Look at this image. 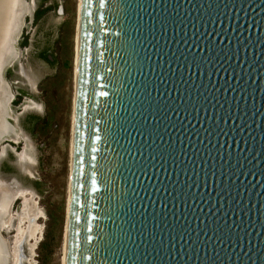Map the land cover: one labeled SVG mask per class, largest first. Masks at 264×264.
Masks as SVG:
<instances>
[{
  "label": "water",
  "instance_id": "obj_1",
  "mask_svg": "<svg viewBox=\"0 0 264 264\" xmlns=\"http://www.w3.org/2000/svg\"><path fill=\"white\" fill-rule=\"evenodd\" d=\"M74 117L66 264H264V0H82Z\"/></svg>",
  "mask_w": 264,
  "mask_h": 264
},
{
  "label": "rangeland",
  "instance_id": "obj_2",
  "mask_svg": "<svg viewBox=\"0 0 264 264\" xmlns=\"http://www.w3.org/2000/svg\"><path fill=\"white\" fill-rule=\"evenodd\" d=\"M25 2L28 15L23 20L17 40V57L7 67L4 78L15 94L10 105L11 117L18 116L16 126L28 139L29 147L26 144L21 150L6 141L0 144V148L6 145L15 151L9 150L4 155L0 152V181L10 184L16 180L18 188L29 189L25 191L31 194L32 203L25 210L22 206L20 209L21 202L14 203L11 214L15 220L11 229L4 230L1 235L11 254L12 245L18 239L29 237L31 257H28L26 249H29L28 244L23 245V264H63L73 141L79 0ZM42 53L51 58L52 64L39 59ZM20 66L23 67L22 73ZM30 100L35 101L40 109L24 112L25 105H32L28 104ZM21 151L32 158V162H22L34 164L35 159V167L18 161L16 155ZM37 212V220L31 224L30 218ZM34 225L40 232L36 237L31 233Z\"/></svg>",
  "mask_w": 264,
  "mask_h": 264
},
{
  "label": "bare ground",
  "instance_id": "obj_3",
  "mask_svg": "<svg viewBox=\"0 0 264 264\" xmlns=\"http://www.w3.org/2000/svg\"><path fill=\"white\" fill-rule=\"evenodd\" d=\"M81 4H82V0H79V5H78V19H77V35H76V40H75V98H74V110H75V103H76V88H77V73H78V56H79V39H80V22H81ZM24 18L27 17L28 15V8H27V3L24 2ZM22 29V27H21ZM21 32V31H20ZM17 57V51H16V55L13 58V60L10 62L11 66L14 62L15 59ZM8 66V67H9ZM10 99V98H9ZM74 114H73V134H74ZM73 139V137H72ZM5 140V139H4ZM3 140V141H4ZM19 159L20 160H27L29 162H32V158L29 156V154L25 151H23L21 154H19ZM72 162H73V141H72V145H71V162H70V166H71V172H72ZM70 191H71V173H70V183H69V197H68V205H67V222H68V216H69V211H70ZM4 198H8L7 201H5L3 203V199ZM21 200L23 201L22 204V208L23 210H25L26 207H28L29 203L31 202V194L28 193V191H16L13 190L9 187H7L6 185H4V183L0 182V225L2 227V231L5 230V232L9 231L12 227V222L15 220L13 214H8L9 216L7 217L6 215H4V213L6 212V205H9V207L11 208V205L14 203L15 200ZM4 215V216H3ZM5 217H7V221L5 220ZM19 218V217H18ZM35 220L32 219L31 220V224H34ZM7 230V231H6ZM19 231L21 232V229H19ZM31 233L33 234L34 237L40 235L39 232V227L37 225H34L33 229L31 230ZM21 234L18 235V237H20ZM67 236H68V226L66 225V232H65V241H64V258H63V264H66V252H67ZM29 237H25L23 240H17V242L12 245L13 249H12V264H23L24 261H22L23 259V254H22V248L23 245L24 247L26 246V244H28L29 249L26 247V249L28 250V257H31V248L29 246ZM16 256V259H15ZM15 260V261H14ZM14 261V262H13ZM16 262V263H15Z\"/></svg>",
  "mask_w": 264,
  "mask_h": 264
},
{
  "label": "flooded vegetation",
  "instance_id": "obj_4",
  "mask_svg": "<svg viewBox=\"0 0 264 264\" xmlns=\"http://www.w3.org/2000/svg\"><path fill=\"white\" fill-rule=\"evenodd\" d=\"M35 4H36V0H35ZM39 59H41V60H45L46 62H48V63H51L52 64V62H51V58L50 57H47L46 56V54L45 53H42V54H40L39 55ZM17 62H18V60H17ZM16 62V63H17ZM21 68H23L22 66H20V70H21ZM21 73H22V70L20 71ZM21 73H20V75H21ZM35 89H36V85H35V87H34V91H35ZM11 90V89H10ZM11 93H12V95H11V97H10V103L12 104L13 103V101H14V99H15V94H14V92L11 90ZM28 104H32L31 106H29V105H25V107H23V111L25 112V111H29V110H39L40 109V107H39V105L35 102V101H33V100H30V103H28ZM36 107V108H35ZM27 108H29V109H27ZM14 117V119H13V123L15 124V126H14V129H15V131H16V133H17V135H18V137H19V141H17V140H10V139H6L7 141L6 142H8V143H11V144H13L14 146H17V147H20L21 148V150H23V148L25 147V145L27 144V146H28V143H29V141H28V139L25 137V135L23 134V132H22V130L20 129V128H18L17 126H16V123L18 122V116H13ZM12 117V118H13ZM29 147V146H28ZM28 147H27V150L29 151V149H28ZM5 149V150H4ZM12 151V152H14L15 153V151H14V148H9L8 146H6V145H3L1 148H0V152L4 155V154H6L8 151ZM22 152V151H21ZM18 153V152H17ZM19 154L20 153H18L16 156H17V158L19 157ZM33 157V156H32ZM34 159V158H33ZM18 161L20 162V163H22V164H24V165H28L29 163H23L22 162V160L20 161V159L18 158ZM34 164H29V165H31L32 167H35L36 166V160L34 159ZM27 172H28V174L30 175V176H33L32 175V173H31V171H29V169H27L26 170ZM12 181H15V182H12V183H10V184H5L4 183V185H6L7 187H9V188H11V189H13V190H16V191H25V190H29V189H27V188H18V183H16V180H12ZM1 182V181H0ZM3 183V182H2ZM36 198V197H35ZM7 199L8 198H4L3 199V203L5 202V201H7ZM15 202H21V205H20V209H21V206H22V201L21 200H19V199H17V200H15L14 201V203ZM14 203L11 205V208L9 207V205H6V212L4 213V215H6L7 217L9 216L8 214H11V209H12V206L14 205ZM23 207V206H22ZM3 215V216H4ZM7 217H5V220L7 221ZM37 217H38V212H37V215L34 217V216H32L30 219L32 220V219H34L35 220V222H36V220H37Z\"/></svg>",
  "mask_w": 264,
  "mask_h": 264
}]
</instances>
